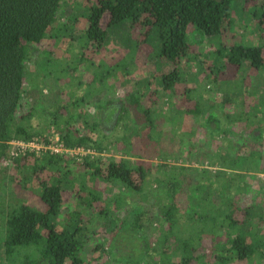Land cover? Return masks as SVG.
Wrapping results in <instances>:
<instances>
[{
	"label": "trees",
	"instance_id": "1",
	"mask_svg": "<svg viewBox=\"0 0 264 264\" xmlns=\"http://www.w3.org/2000/svg\"><path fill=\"white\" fill-rule=\"evenodd\" d=\"M64 1L0 0V177L8 166L19 173L15 185L39 187L38 193L34 192L38 205L18 199L0 206V215L5 217L3 247L10 263L93 264L82 256L90 241L91 217H85L78 204L70 202L73 208L67 209L64 193L71 190L80 203L93 207L101 197L94 181L100 179L125 189L116 206L130 203L129 193H140L168 223L161 235L166 243L174 239L170 257L162 250L161 259L150 264H229L234 260L264 264V197L248 196L253 186L247 181L248 175L258 178L259 172L264 173V0H88L90 4L81 14L86 20L82 50L68 61H58L50 56L51 48L42 59V65L50 69L46 74H52L53 66L58 65V79L70 73L79 82L70 99L52 105L42 127L34 126L36 104L24 99L25 92L31 91L25 85L28 62L40 44L47 41L51 45L60 38L55 29L66 30L64 25L55 27ZM254 22L260 40H222L226 33L237 34L236 27ZM207 38L218 44L203 52L200 47ZM112 41L124 52L115 54L113 63L104 59L95 62V52ZM147 45V58L155 71L135 77L137 52ZM227 64L241 70L242 76L227 80L222 70ZM80 70L90 73V79L83 81L85 73ZM251 73L256 75V83L246 82ZM204 79L208 86L201 89ZM212 86H217L214 94L221 92L220 101L212 98ZM178 91L186 102L179 107L171 103L172 111L176 110L172 124L180 122L184 114L200 119L192 132L203 135V146L201 140L189 139L188 151L200 153L196 160L202 164L208 161L216 170L208 174L206 169L200 170V179L194 180L186 173L190 166L162 163L163 174L154 179L157 190H146L153 167L142 160L132 163L129 156L142 157L139 150L132 151V139L145 130L153 144L161 142L165 130L158 129L157 123L162 116L166 118L161 104L165 94L174 97ZM117 93L123 96H115ZM232 104L233 110H226ZM111 119H115L114 126L123 128L113 140L110 137L116 127L105 128ZM135 122L139 123L136 129ZM52 128L68 147L82 146L99 154L109 146L118 147L119 142L124 147L118 159L98 154L94 159L86 156L84 162L53 153L10 156V141L30 140ZM159 151L161 161L167 160L161 147ZM70 164L79 170L87 167L86 175L79 178V188L72 182L78 179L69 170ZM259 190L264 191V180ZM82 191H87L86 195ZM184 201L185 209L180 205ZM134 205L127 208L129 214L117 231L120 239L130 236V240H122L131 246L145 237L139 215L143 206ZM95 208L104 210L99 204ZM104 226L114 230L118 224L111 218ZM210 234L218 238L210 252L213 261L207 251L197 254L204 235ZM116 239H110L111 251L120 261H140L132 249L121 254ZM148 245L142 251L147 252Z\"/></svg>",
	"mask_w": 264,
	"mask_h": 264
},
{
	"label": "rangeland",
	"instance_id": "2",
	"mask_svg": "<svg viewBox=\"0 0 264 264\" xmlns=\"http://www.w3.org/2000/svg\"><path fill=\"white\" fill-rule=\"evenodd\" d=\"M87 4H90L88 0H65L63 2V5L61 7V11L59 12V21L56 24L60 27V25H64L63 28L66 30L55 29L58 33L60 32V38H55L54 41H52L51 45H48L47 41L39 45V51H36L32 57V59L28 62V68H27V79H26V88L31 89V91L25 92V100H28V102H35L36 108L32 111V124L34 126H43V122L47 120L49 110L53 109L52 105H56L55 103L58 102V104H63L67 99H70V96L72 95V91L75 86H77V82H79L78 77H72L70 73L62 74L61 78L58 79L57 72L58 65H54L55 67L49 74H46L50 69H48L46 66L42 65V59H45L47 55V51H49L51 48H54L52 51V58L58 60V61H68L73 53H79L80 50H82V42H83V34L82 27L86 25V20L81 15L83 10L88 7ZM58 28V27H57ZM55 31V33H56ZM237 34L232 35L231 33H226L223 35V41L224 42H235L238 40H241L243 37V40H257L259 39L258 35V27L255 24L249 23L246 26H240L236 27ZM260 40V39H259ZM262 41V40H261ZM50 42V41H49ZM218 41H211L209 38L206 39L205 43L200 47V49L204 52L206 50L212 49L214 47H217ZM107 47H101L95 52L94 61L99 62L100 59L107 60L111 63L115 62L117 57L115 54L118 52H124V49L122 46L119 45V43H116L114 41L110 42L109 45H106ZM214 46V47H213ZM91 50V49H87ZM150 51L149 46L141 47L136 55L135 63H134V73L133 75L135 77H139L142 74L151 73L155 71V67L153 66V63L148 60L147 54ZM88 54V53H87ZM194 66L192 65V68ZM83 68V65L80 67ZM223 70L224 77L227 80H234L236 78H239L242 76V71L240 70L237 72V70L227 64V67ZM80 72H83L80 70ZM85 73L83 78V81L90 79V73ZM200 77V75H199ZM261 78V77H260ZM260 78L258 79V82L260 81ZM262 79V78H261ZM207 80L204 79L201 85V89L206 88L208 86ZM256 75L254 73H251V76L246 77V82L249 84L256 83ZM132 84V82H130ZM127 83L126 85H130ZM84 86V85H83ZM125 86V87H127ZM259 87V85H258ZM217 86H212V92L211 96L212 98L217 97L218 101L222 99L221 92H218L217 95L214 94L213 91ZM183 90V89H181ZM258 91H260V88H258ZM121 93V90L119 91ZM115 94V96L122 97V94ZM207 97V94H206ZM237 96H234L236 98ZM174 102L177 107L184 106L185 104V95L182 94L181 91H178L174 97L164 95L163 102L161 104V111L163 110V114H166L165 117H161L158 121L159 127L158 129H163L165 132L161 136V142L158 144H153L151 140L149 139V134L145 130L142 131V135L134 136L132 139V151L137 152L139 150L142 153V157L139 156H129L130 160L133 164H136L139 160H142L147 165H150L153 167V173L149 177V180L146 184V190H157L158 187H156L155 177L156 175L163 174L162 169L160 171V165L162 163H168L169 165H186L190 166L186 173L188 174L189 178H194V180L200 179V177H197V174L200 170H205L208 174L211 170H216V167L209 165L208 161L204 162L203 164L201 161H197L200 156V153H194L193 155L189 153L188 151V143L187 140L193 139L195 141H200L202 137L199 136L200 133H193L192 130H195V123H197L198 120H200L197 116H192L188 114H184L182 116V119L177 121L176 123L172 124L174 121L173 118L176 117V110L171 109V103ZM239 103V100L235 101ZM188 105V104H187ZM218 112L220 111L219 107ZM226 108V107H225ZM234 106L233 104L230 105V107L226 108V110H233ZM217 110V109H216ZM174 113V114H173ZM130 119V118H129ZM115 125V119H111L106 125L105 128L112 129L116 126ZM139 125V123L135 122L134 129ZM52 129H49L50 132ZM46 132L45 134L49 133ZM123 133V128L119 125L114 129V135L110 137V140L115 139V136H118L119 134ZM195 136H193V135ZM219 139V138H216ZM220 143V140H218ZM217 142L215 141V144ZM263 143V149H264V135L262 139ZM119 146L113 145L109 146L106 150V152H102L99 155L103 156L102 158H120L121 156V148L124 147V145L119 142ZM199 145H202V140L199 143ZM159 147L163 149L164 155L168 156L167 160L161 161V157L159 154ZM212 147L215 148V146L212 144ZM80 153L72 155V157H75L76 159L80 160L81 162H84V158L86 156H90V159H94L97 155H86L83 156ZM44 157V155L42 156ZM40 157V158H42ZM82 157V158H80ZM175 157H179L178 159H175ZM69 170L71 172H74V178L78 179L77 181H72L74 183L75 188H79V181L80 177L86 174L84 173L87 167H80V170L74 166L73 164L69 165ZM212 172V171H211ZM213 173V172H212ZM258 178H255L254 175H248L247 181L252 184L253 189L250 191L248 196H260L264 197V191L261 192L260 189V183L264 180V173L259 172ZM19 176L18 172H14L12 168H6L3 170L1 177H0V206L7 207L9 204H12L14 201L20 199V200H27L29 203H32L33 205H38L39 203L35 201V198L38 197L35 193H38V186L35 189H31V187L22 189L20 186H17L14 184L15 177ZM86 178V177H85ZM262 179V180H261ZM94 186L98 190V192L101 194V197L99 200H96L93 204V207H87L85 204L80 203V198L72 193L71 190L65 191V198L67 201L66 208L71 209L73 208L68 203L72 202L74 205L78 204V207H81L83 210L84 216H90L91 221L89 222V228H88V235L90 237V241L85 245L82 251V256L86 260V262H93V264H150V261H159L161 259L162 250L166 249V253L164 256L170 257V253L172 251V248L174 246V239L171 237L169 240L165 241V237H162L161 232L166 230L168 228V223L163 220L159 216L158 208L153 205V203L149 200H146L144 198H140V193L136 196L131 195L129 193V202L131 204L135 203L134 206L137 204H141L143 206V211L140 212V223L143 225V231L145 233V237H141V239L135 240L136 244L132 246L128 245L126 241L130 240V236L124 235L122 239L126 240L123 241L120 239L121 237H117V231L119 230L118 227L124 217H126L128 209H130L131 204L128 202H124V206H116V199L119 197L121 198L122 195L125 194V189L122 187L121 184L117 183H105L104 181H101L100 179H97L94 181ZM32 190V191H31ZM258 191V192H257ZM35 192V193H34ZM261 192V193H260ZM84 195H86L87 191H82ZM161 195H164V193H160ZM181 194V193H180ZM178 194V195H180ZM263 194V195H262ZM14 204V203H13ZM99 204V206H103V211H98L96 209V205ZM181 208H186L187 201H184L180 203ZM71 208H70V207ZM128 208V209H127ZM66 209V210H67ZM64 215H62L63 217ZM4 215H0V264H11L10 260L8 258V255L6 254V251L3 247V241H4V234L2 233V226L4 222ZM115 219V222L118 224V226L111 230L112 228H109V230L104 226L105 222H107L109 219ZM210 223V221H209ZM117 238V249H119L121 254L128 252L132 249L136 257H140L139 262H126V261H120L118 256H115V254L111 251L112 246V240L111 238ZM134 240V239H133ZM132 240V241H133ZM218 240V238H217ZM216 238L210 234L204 235L202 244L199 245V250L197 251L198 256L202 255L204 252H211V248L213 246V243L217 241ZM149 244V250L147 252L142 251L141 248L143 246H146ZM131 246V247H130ZM140 249V250H139ZM211 254V253H210ZM143 256V257H142ZM210 259L212 261L214 258L212 257L213 254L209 255ZM208 256V257H209ZM209 259V258H208ZM207 259V260H208ZM199 262V261H198ZM197 264V262H196ZM229 264H248L246 262H238L236 260L230 262Z\"/></svg>",
	"mask_w": 264,
	"mask_h": 264
},
{
	"label": "built area",
	"instance_id": "3",
	"mask_svg": "<svg viewBox=\"0 0 264 264\" xmlns=\"http://www.w3.org/2000/svg\"><path fill=\"white\" fill-rule=\"evenodd\" d=\"M9 144V154L11 157L18 155H34L35 157H38L43 156L46 153L70 156L78 153L83 156L88 154L92 156L99 154L98 152L82 146H66L65 142L61 139L60 134L54 128H52V130L47 134L35 136L30 140H12Z\"/></svg>",
	"mask_w": 264,
	"mask_h": 264
}]
</instances>
